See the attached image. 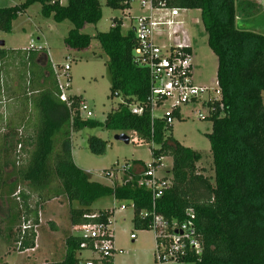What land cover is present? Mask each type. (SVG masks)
<instances>
[{
	"label": "trees",
	"instance_id": "trees-1",
	"mask_svg": "<svg viewBox=\"0 0 264 264\" xmlns=\"http://www.w3.org/2000/svg\"><path fill=\"white\" fill-rule=\"evenodd\" d=\"M37 2L42 5L44 17L73 24L65 41L68 48L83 50L90 46V36L81 29L101 19L100 0H67L66 4L61 0H25L0 8V30L10 32L13 21ZM107 4L119 9L125 7L119 0H107ZM249 5L250 2L243 0H184L180 6L201 10L208 45L218 59L221 98L206 103L210 110L205 116L212 122V131L207 134L212 153V179L197 171L202 153L167 135L172 125L165 119L153 120L151 106L147 104L150 73L135 61L136 36L132 30L123 32L121 17L112 18L109 31L98 33L100 46L108 56L111 96L123 98L102 122L83 116L79 108L82 96L70 95V106L59 98L54 67L50 63L41 66L35 62L39 49L30 46L19 49V53H27L30 71L42 87L29 94L25 107L32 112L28 110L26 119L23 112L20 122L23 131L31 129L23 143V146L29 145V150L22 165L18 166L7 155L11 145L20 143L23 132L19 134L17 126H12L11 122H4L0 127L6 128L0 132L3 134L0 201L7 206L6 218L0 217V238L4 234L8 241H20V250L35 247L34 228L27 230L21 239L23 221L34 218L33 225L39 223L38 208L31 207L29 196L19 190L21 183H27L31 191L40 193L42 201L63 195L70 204L77 201L79 207L70 205L69 209L70 221L75 227L88 221L85 215L92 213L97 199L114 196L118 201L134 204L135 229H148L147 220L140 218L138 212L152 208V194L136 182L137 172L146 169L145 164L136 161L131 178L124 184L112 186L92 180L89 173L74 162L72 132L99 127L132 131L140 139L157 145L152 148L154 159L172 158V184L157 200L156 207L170 219L184 220L187 211L194 213L202 251L189 253L186 260L193 264H264V35L236 26L237 8L248 14ZM7 51L0 48V62L6 58ZM132 104L142 105V113H133ZM174 117L181 115L175 111ZM89 142L94 152L105 149V142L97 137H90ZM9 164L13 166L11 172L6 171ZM13 176L15 178L11 179ZM111 214L109 210L103 211L98 221L106 222ZM81 242L79 235H68L64 258L42 264H81Z\"/></svg>",
	"mask_w": 264,
	"mask_h": 264
},
{
	"label": "rangeland",
	"instance_id": "rangeland-1",
	"mask_svg": "<svg viewBox=\"0 0 264 264\" xmlns=\"http://www.w3.org/2000/svg\"><path fill=\"white\" fill-rule=\"evenodd\" d=\"M24 1L0 0V8L21 4ZM66 2L67 0H61L63 4ZM100 3L102 6L101 19L97 23H87L81 29L91 38L90 46L83 50L70 49L66 46L65 41L73 24L68 20L55 22L52 17H44L41 11L42 5L39 2L32 4L25 13L20 14L13 21L10 32L0 30V41L5 43L3 46L0 45V48L8 50L6 58L0 62V127L4 122H11L12 126H17L19 134L23 132L21 136L23 142L21 140L20 143L11 145V150L7 155V158L11 161L15 160L18 166L25 162L29 150L28 144L24 145L25 149H23V143L31 129L23 131L24 129L20 125L23 112H25L23 117L26 119L29 110L25 107V103L29 94L42 87V84L36 81V77L30 71L27 53L25 51L19 53V49H26L32 43L42 47L35 62L41 66L50 63L59 73L62 82L66 80L62 71L63 65L70 64L71 87L66 92L69 95L82 96L92 112L91 116L83 112L85 118H93L102 122L109 112L123 102L121 96H111L108 56L100 46L98 33L109 31L114 17L123 19V32L133 26L136 20L133 18L131 21L129 15L122 9L109 6L107 0H100ZM136 13H138L137 10L134 14ZM177 21L181 22L166 28L162 34L156 35V39L158 42L165 40L167 43L169 42L168 44L174 43V40L167 39V34L173 31L177 33L178 40L187 39V43L193 51L194 83L207 87L208 91L203 92L197 100L180 107L181 117L174 118L167 135H172L182 145L201 152L203 157L197 163V171L212 179L214 176L212 153L207 137V134L212 131V122L205 118L209 107L204 102L213 97H220L217 86L218 59L208 45V34L200 9H182ZM249 23L251 25V21L244 18L243 10L238 8L236 26L243 28L244 24ZM262 94L264 105V91ZM169 107L168 102L164 106H159L156 108L154 116L165 114ZM29 111L31 114L32 111ZM4 130L6 128H0V132ZM120 133L127 134L131 139L130 142L126 143L116 139L115 135ZM92 136L105 142V149L102 152L97 153L92 150L89 142V138ZM2 137L3 134L0 135V143ZM16 140H19L18 136ZM154 147H157L155 143L140 139L132 131L119 132L98 127L84 128L71 134V151L76 165L86 172H90L89 176L92 180L107 185H119L132 172L131 169L129 173L119 171L115 178L108 179L103 176V173L108 170H116L126 163L133 165L136 161H140L146 166L151 165L154 160L156 161L152 156ZM160 162L159 166H155L156 173L161 177H172L170 172L173 165L172 158L164 156ZM12 167L9 164L6 171L11 172ZM133 170L135 172V169ZM14 178L13 176L11 179ZM19 190H23L29 196L28 202L31 207L38 208L39 223L34 226V218L27 220V222H32L36 232L35 247L34 249L20 250L19 243L14 240H6L3 234L0 238V264H42L47 261L62 260L65 255L66 237L70 234L78 235L80 233L79 229L71 224L69 214L70 205L78 208L79 203L73 201L70 204L65 195L42 201L43 196L31 191L27 183H21ZM21 198L20 202L23 199ZM122 204L126 205L124 210L119 209ZM128 204V201H117L113 196L102 197L93 203L92 212L102 213L105 210L115 209L111 227L117 246L124 251L115 255L114 264H154L153 230L151 228L143 230L134 228L132 222L134 210ZM6 216L7 206L0 201V217L4 220ZM2 226H4V222ZM132 232L137 235L134 241L130 238Z\"/></svg>",
	"mask_w": 264,
	"mask_h": 264
},
{
	"label": "built area",
	"instance_id": "built-area-1",
	"mask_svg": "<svg viewBox=\"0 0 264 264\" xmlns=\"http://www.w3.org/2000/svg\"><path fill=\"white\" fill-rule=\"evenodd\" d=\"M183 1L119 0V3L125 6L122 9L123 12L129 15L130 20L133 18L136 20L135 24L130 26L128 30L134 32L137 40V46L134 50L135 61L148 68L150 73L151 85L147 104L151 106V116L153 120L156 118L165 119L168 125H172L175 118L174 112L178 111L180 113L179 109L182 105L197 100L203 92L208 91L207 87L194 83L193 51L192 47L187 43V39L178 40L176 38L178 35L174 31L167 34V39L174 40V43L168 44L169 42L167 43L165 40L158 42L156 39V35L162 34L166 28L168 29L169 26L181 22L177 21V18L180 16V11L185 9L180 7ZM135 10L138 13L134 14ZM30 48L42 49V47L33 43ZM70 68L69 63L63 65L62 71L66 76L64 82L60 80L59 73L55 71L58 79L59 98L69 106L70 95L67 94L66 90L71 87ZM218 91L220 94V90ZM220 98L221 94L219 98L213 97L208 101L213 103L220 100ZM208 101L204 102V104ZM166 102L170 105L169 110L163 115L154 116L156 108L164 106ZM79 108L81 113L86 112L88 116L92 115L84 100L80 102ZM131 111L135 114H141L143 106L132 104ZM153 128L154 123L152 121V132ZM161 158L154 160L151 165H147L146 169L137 174V185L144 187L152 194V208L150 210H140L138 216L146 219L148 228L153 230L155 242L153 251L154 264H193L190 260H186L188 254L192 252L199 254L202 251V244L195 226L194 213L189 210L187 211L186 219L179 220L167 218L157 211V200L163 196L164 192L172 184V177H161L156 173L155 166L160 165ZM130 169L133 171L132 165L126 163L116 170L104 172L103 176L112 179L116 177L119 171L129 173ZM87 173L91 174L90 172ZM130 178L131 176L129 175L120 184H124ZM128 205L134 210L133 203ZM125 208L126 205L124 204L119 206L121 210ZM109 211L112 214L106 222L98 221L102 213L92 212L85 215L88 221L77 227L80 231L78 235L82 238L79 252L81 264H114L115 255L123 253L124 250L116 244L114 231L111 227L115 209H110ZM32 228L31 221H23L21 239L26 234V231ZM136 237L135 233L132 232L130 234L131 240Z\"/></svg>",
	"mask_w": 264,
	"mask_h": 264
},
{
	"label": "crops",
	"instance_id": "crops-1",
	"mask_svg": "<svg viewBox=\"0 0 264 264\" xmlns=\"http://www.w3.org/2000/svg\"><path fill=\"white\" fill-rule=\"evenodd\" d=\"M238 1H242V0H237V2ZM243 1L251 3V5L248 6L249 13L245 14V12H243L244 18L246 20L251 21V25L250 23L244 24L243 28L241 29L253 31L264 35V0H243Z\"/></svg>",
	"mask_w": 264,
	"mask_h": 264
},
{
	"label": "water",
	"instance_id": "water-1",
	"mask_svg": "<svg viewBox=\"0 0 264 264\" xmlns=\"http://www.w3.org/2000/svg\"><path fill=\"white\" fill-rule=\"evenodd\" d=\"M4 44H5L4 41H0V45L3 46ZM115 138L119 139V140H122V141H124L126 143H129L130 140H131L130 137L127 134H125V133L116 134Z\"/></svg>",
	"mask_w": 264,
	"mask_h": 264
}]
</instances>
